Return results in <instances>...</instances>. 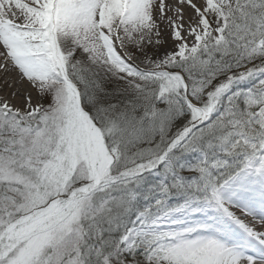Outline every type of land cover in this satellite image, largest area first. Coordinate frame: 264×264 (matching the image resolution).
<instances>
[{
    "label": "snow or ice",
    "instance_id": "1",
    "mask_svg": "<svg viewBox=\"0 0 264 264\" xmlns=\"http://www.w3.org/2000/svg\"><path fill=\"white\" fill-rule=\"evenodd\" d=\"M178 3L0 0V264H264V0Z\"/></svg>",
    "mask_w": 264,
    "mask_h": 264
},
{
    "label": "rangeland",
    "instance_id": "2",
    "mask_svg": "<svg viewBox=\"0 0 264 264\" xmlns=\"http://www.w3.org/2000/svg\"><path fill=\"white\" fill-rule=\"evenodd\" d=\"M175 1V6L178 7L180 6L178 3V0H174ZM193 3H196L198 6L201 4V0H193ZM174 9V8H173ZM174 11V10H173ZM175 13V11H174ZM177 18H178V14L175 13ZM180 24L183 25V31H182V35L187 36V29L189 26L190 22H194L195 20V12L191 9V7H189L187 4H185L184 6H182V19L178 18ZM160 38L167 40L168 42L171 43V45L173 46V50L175 49V44L177 43L176 41H174L172 39V29L171 27L169 28V32L166 31L163 28H160ZM171 31V32H170ZM189 43H191V37H188ZM163 47H166L164 45H159V47H148L147 49V54L149 56H151L153 59L162 57L164 55L165 52H170V51H166L164 49H162ZM171 50V51H173ZM143 58V57H141ZM13 74H12V73ZM8 74V79H10L11 77V86L10 89L11 91L7 93V98H11L12 96H19V92L22 93V96H26L27 94H31L32 96V101H34V103H36V92L35 90L31 89V87L24 81H21L19 78V74L16 71H11ZM24 97H20L21 100H23ZM10 105H15L14 102H12V104Z\"/></svg>",
    "mask_w": 264,
    "mask_h": 264
},
{
    "label": "bare ground",
    "instance_id": "3",
    "mask_svg": "<svg viewBox=\"0 0 264 264\" xmlns=\"http://www.w3.org/2000/svg\"><path fill=\"white\" fill-rule=\"evenodd\" d=\"M164 2H165V5L167 6L166 10H165L164 19L162 20L160 18V14L158 12L155 15V19H156V22L159 26V29L163 28L169 32V28H170L169 21H168L169 17L175 19L177 21V23H179V24H180V22L176 16V14L174 13V11L170 10V9H173L174 7H176L175 1L174 0H164ZM160 40H161V45L166 46V47H163L162 49H164L166 51L173 50V46L171 45L170 42H168L167 40L162 39V38H160ZM0 51H3V49L0 48ZM2 62H3V59L0 58V63H2ZM9 73L5 74L3 71H0V100H7L9 104H12V102H14L15 105H12L13 107H20L25 103V97L21 95L22 93L19 92L18 97L12 96L11 98H7L8 97L7 93L11 91L9 86H11V81H12L11 77H10V79L7 78ZM20 97H24L23 100H21ZM32 103L35 104L34 101H32ZM235 211L237 212V215L241 216V218L245 220L246 223L252 224V218L251 217L244 216V214L242 212H240L239 210H235ZM253 226L256 227L257 231H264V226H261V225H253Z\"/></svg>",
    "mask_w": 264,
    "mask_h": 264
}]
</instances>
